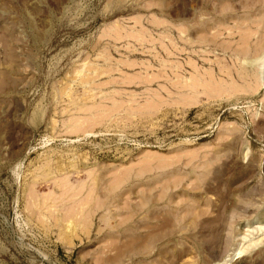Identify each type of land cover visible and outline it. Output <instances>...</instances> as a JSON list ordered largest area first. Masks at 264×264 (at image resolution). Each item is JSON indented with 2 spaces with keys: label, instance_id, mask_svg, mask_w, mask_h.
I'll return each mask as SVG.
<instances>
[{
  "label": "rangeland",
  "instance_id": "rangeland-1",
  "mask_svg": "<svg viewBox=\"0 0 264 264\" xmlns=\"http://www.w3.org/2000/svg\"><path fill=\"white\" fill-rule=\"evenodd\" d=\"M0 264H264V0H0Z\"/></svg>",
  "mask_w": 264,
  "mask_h": 264
}]
</instances>
